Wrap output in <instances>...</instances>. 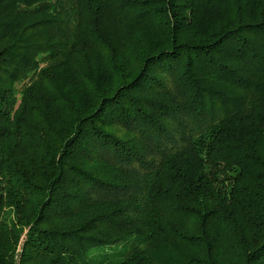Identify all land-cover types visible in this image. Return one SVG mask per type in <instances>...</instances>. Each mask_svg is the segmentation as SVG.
<instances>
[{"label":"trees","instance_id":"trees-1","mask_svg":"<svg viewBox=\"0 0 264 264\" xmlns=\"http://www.w3.org/2000/svg\"><path fill=\"white\" fill-rule=\"evenodd\" d=\"M0 264H264V0H0Z\"/></svg>","mask_w":264,"mask_h":264}]
</instances>
